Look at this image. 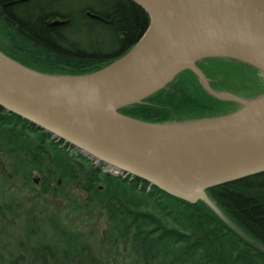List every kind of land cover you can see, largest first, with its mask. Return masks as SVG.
I'll use <instances>...</instances> for the list:
<instances>
[{
	"label": "trees",
	"instance_id": "1",
	"mask_svg": "<svg viewBox=\"0 0 264 264\" xmlns=\"http://www.w3.org/2000/svg\"><path fill=\"white\" fill-rule=\"evenodd\" d=\"M0 17L11 29L7 46L0 40V51L51 76L103 70L137 45L151 25L150 15L132 0H0ZM197 64L217 92L247 99L264 92V76L250 65L216 58ZM216 70L232 80L224 84ZM246 73L258 76L259 83H245ZM222 84L229 89L222 91ZM239 108L211 96L187 70L166 89L119 112L146 123L170 124L221 117ZM43 133L0 107V149L10 155L18 176L30 178L39 171L76 182L87 196H77L72 213H103L106 227L93 243L55 215L32 210L25 219L31 226L26 238L4 235L5 242L0 230V264H264V173L207 190L243 237L205 202H185L125 173L116 177ZM4 206L0 200V209ZM8 206L24 210L19 202ZM8 245L12 251L6 253Z\"/></svg>",
	"mask_w": 264,
	"mask_h": 264
},
{
	"label": "water",
	"instance_id": "2",
	"mask_svg": "<svg viewBox=\"0 0 264 264\" xmlns=\"http://www.w3.org/2000/svg\"><path fill=\"white\" fill-rule=\"evenodd\" d=\"M132 1L150 15L151 25L126 55L96 73L46 75L0 51V107L116 177L131 175L185 202L203 201L218 212L208 189L264 173L262 112L246 123L222 125V120L239 115L264 96L245 99L218 93L197 63L232 59L264 75V57L256 64L230 55H203L214 43L264 51V0ZM156 21L167 34L164 46L156 50L153 41L143 48ZM187 70L199 77L211 96L240 108L221 117L170 124L146 123L119 112L166 89ZM182 153L213 157L202 166L181 158Z\"/></svg>",
	"mask_w": 264,
	"mask_h": 264
},
{
	"label": "rangeland",
	"instance_id": "3",
	"mask_svg": "<svg viewBox=\"0 0 264 264\" xmlns=\"http://www.w3.org/2000/svg\"><path fill=\"white\" fill-rule=\"evenodd\" d=\"M10 36V27L7 23H4L0 17V40L3 45H6L5 41L9 40ZM204 60L206 59H203L198 63ZM214 74L220 77V81H223L224 84L232 80L227 79L226 73L222 70H216ZM243 76V81H245V83H259V77L253 73H246ZM221 89L222 91L228 90L229 87L222 84ZM238 90L241 94L249 93L248 89ZM218 93L223 92L220 91ZM262 96H264V92H261L257 97L252 99H258ZM12 163L13 161L12 158H10V155L7 152H2L0 149V200L7 204V207L4 206L0 209V230L3 232L5 242L7 241L5 236L15 239L19 236L26 238L29 235L28 227L31 226L25 223V219L31 217H26V215L28 212L36 209L40 210L39 212L42 211L48 215H55L69 230L80 231L87 241L95 242L96 237L106 227V218L103 213L100 214L99 212L91 215L83 214L80 216H75L72 213L71 206L73 201L77 199V196H80L81 200H86L87 195H85V192L81 189V185H77V183L73 181L66 182L63 179L52 178L48 174L44 175L39 171H33L30 178H25V176L22 175L19 177L17 174L18 171L13 169ZM33 180L37 181L36 185L34 184V188H32L30 183L31 181L33 182ZM3 183H7L4 188H2ZM12 202H19V204L24 206V210L17 206L10 208L8 204ZM34 205H38V207L32 209ZM216 208L218 209V212L215 211V213L217 212L227 222L234 225L240 233L235 229L233 230L243 237L246 236L218 206H216ZM32 239L37 241L39 238L36 234ZM8 247L9 250H6V253L12 251L11 245H8Z\"/></svg>",
	"mask_w": 264,
	"mask_h": 264
},
{
	"label": "bare ground",
	"instance_id": "4",
	"mask_svg": "<svg viewBox=\"0 0 264 264\" xmlns=\"http://www.w3.org/2000/svg\"><path fill=\"white\" fill-rule=\"evenodd\" d=\"M167 37V34L164 32L162 27L160 26V23L156 21L154 29L147 35L144 43L143 48L148 46L150 43L152 44L153 41H157V49H159L162 45L164 46L165 39ZM155 50V49H154ZM153 50V51H154ZM205 56L207 55H230L237 57L239 59L247 60L256 64H259L263 62L264 57V51H260L259 49H252L250 47L245 46H231L228 47L225 44L222 43H214L212 44L208 49L207 53L203 54ZM232 60V59H229ZM236 61V60H233ZM68 82H78L79 79H66ZM65 81V82H66ZM261 118H264V100L250 104L244 111H242L239 115L222 120V125H235V124H241L246 123L249 121H252L251 118L254 116H259ZM257 120V119H256ZM181 158H185L186 161L190 160L192 163H198L199 165H208L210 160L213 156L209 154H198V155H188V154H181Z\"/></svg>",
	"mask_w": 264,
	"mask_h": 264
},
{
	"label": "flooded vegetation",
	"instance_id": "5",
	"mask_svg": "<svg viewBox=\"0 0 264 264\" xmlns=\"http://www.w3.org/2000/svg\"><path fill=\"white\" fill-rule=\"evenodd\" d=\"M201 69V68H200ZM201 71L203 72V70L201 69ZM204 73V72H203ZM196 75V74H195ZM197 76V75H196ZM198 77V76H197ZM198 80H199V82H200V79H199V77H198ZM214 81H212V80H209V84H212ZM201 83V82H200ZM211 86V85H210ZM44 134V133H43ZM45 135V134H44ZM47 136V135H46ZM51 141L53 140V139H50ZM44 141H41V143H42V145H41V147H45L46 145H45V143H43ZM57 143V142H56ZM69 150H71V152H74V153H78V151H76L75 149H71V148H69ZM96 166L97 167H101V165H99V164H97L96 163ZM33 183L36 185V183H37V181L36 180H33Z\"/></svg>",
	"mask_w": 264,
	"mask_h": 264
}]
</instances>
